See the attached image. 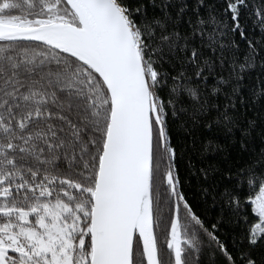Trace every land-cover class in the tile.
Listing matches in <instances>:
<instances>
[{"label":"snow or ice","instance_id":"obj_1","mask_svg":"<svg viewBox=\"0 0 264 264\" xmlns=\"http://www.w3.org/2000/svg\"><path fill=\"white\" fill-rule=\"evenodd\" d=\"M0 264H264V0H0Z\"/></svg>","mask_w":264,"mask_h":264}]
</instances>
